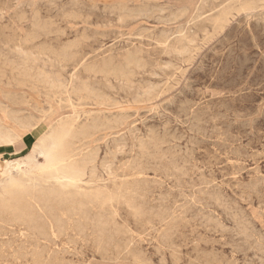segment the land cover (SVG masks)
<instances>
[{
  "label": "rangeland",
  "instance_id": "374dc122",
  "mask_svg": "<svg viewBox=\"0 0 264 264\" xmlns=\"http://www.w3.org/2000/svg\"><path fill=\"white\" fill-rule=\"evenodd\" d=\"M0 59V194L54 206L0 264H264V0H0Z\"/></svg>",
  "mask_w": 264,
  "mask_h": 264
},
{
  "label": "bare ground",
  "instance_id": "6f19581e",
  "mask_svg": "<svg viewBox=\"0 0 264 264\" xmlns=\"http://www.w3.org/2000/svg\"><path fill=\"white\" fill-rule=\"evenodd\" d=\"M159 10V9H158ZM157 10V11H158ZM137 12V11H136ZM149 13V12H148ZM140 14V13H139ZM132 15V14H131ZM173 17V16H172ZM159 18V17H158ZM36 28V27H35ZM43 32V31H42ZM161 34V33H160ZM177 36V35H176ZM85 37V36H84ZM140 44H142V43H140ZM161 44V43H160ZM159 46V45H158ZM162 46V45H161ZM176 47V46H175ZM66 48V47H65ZM131 48V47H130ZM72 49V48H71ZM55 50V49H54ZM109 50V49H108ZM65 51V50H64ZM72 51V50H71ZM95 52V51H94ZM142 52V51H141ZM148 52V51H147ZM163 52V51H162ZM87 54V53H86ZM144 55V54H143ZM130 57H132L131 56V53H130V55H129ZM135 57V56H134ZM5 58V57H4ZM1 60V59H0ZM63 60H64V58H63ZM96 60V59H95ZM94 60V61H95ZM137 60V58L135 59V61ZM132 61V60H131ZM96 62V61H95ZM134 62V61H133ZM139 62V61H138ZM138 62L136 63V64H138ZM153 62V61H152ZM87 63V62H86ZM130 64V63H129ZM108 65V64H107ZM106 65V66H107ZM13 66V65H12ZM111 66V65H110ZM127 66V65H126ZM130 67V66H129ZM92 68V67H91ZM126 68V67H125ZM116 69H117V67H116ZM106 70V69H105ZM142 70V69H141ZM103 71V70H102ZM128 71V70H127ZM130 71V70H129ZM24 72V71H23ZM29 72V71H28ZM96 72V71H95ZM113 72V71H112ZM115 73V72H114ZM113 73V74H114ZM121 73V72H120ZM25 74V73H24ZM124 74V73H123ZM90 75V74H89ZM158 75V74H157ZM103 76V75H102ZM114 76H116V75H114ZM128 76V75H127ZM94 77V76H93ZM110 77V76H109ZM35 78V77H34ZM45 81V80H44ZM47 81H48V79H47ZM46 81V83L48 84V82ZM53 81V80H52ZM43 84V83H42ZM44 85V84H43ZM55 85V84H54ZM62 85V84H61ZM96 86V85H95ZM140 86V85H139ZM156 86V85H155ZM162 86V85H161ZM53 87V86H52ZM54 87H56V86H54ZM59 87V86H58ZM64 87V86H63ZM63 87L61 86V88L63 89ZM65 89V88H64ZM128 90V89H127ZM76 91V90H75ZM151 91H152V89H151ZM71 92V91H70ZM81 92V91H80ZM90 92V91H89ZM155 92V91H154ZM54 93V92H53ZM95 93V92H94ZM80 94V93H79ZM150 94V93H149ZM76 95V94H75ZM87 95V94H86ZM92 95H94L95 96V94H92ZM152 95V94H151ZM101 96H103V95H101ZM106 96V95H105ZM6 97V96H5ZM78 97V96H77ZM98 97V96H97ZM107 97V96H106ZM110 97V96H109ZM137 97H139V96H137ZM148 97V96H147ZM17 98V97H16ZM22 98V97H21ZM20 98V99H21ZM141 98V97H140ZM144 98V97H143ZM142 98V99H143ZM68 99V98H67ZM13 100V99H12ZM110 100V99H109ZM134 100V99H133ZM15 101V100H14ZM115 101H117V100H115ZM64 102V101H63ZM101 102V101H100ZM112 102V101H111ZM138 102V101H137ZM118 103V102H117ZM16 112V111H15ZM19 113V112H18ZM12 114V113H11ZM10 114V115H11ZM16 114V113H15ZM17 115V114H16ZM19 115V114H18ZM17 117V116H16ZM94 117V116H93ZM26 118V117H25ZM27 118H30V117H27ZM110 118H112V117H110ZM17 119V118H16ZM107 119V118H106ZM123 119V118H122ZM14 120H15V118H14ZM18 120V119H17ZM17 120H16V122H17ZM36 119H35V117H34V121H35ZM38 120V119H37ZM66 120V119H65ZM72 120H74V119H72ZM98 120V119H97ZM12 121V120H11ZM32 121V120H31ZM96 121V120H95ZM118 121V120H117ZM23 122V121H22ZM24 122H25V120H24ZM29 122V121H28ZM83 122V121H82ZM119 122V121H118ZM18 123H20V122H18ZM17 123V124H18ZM31 123V122H30ZM73 123H74V121H73ZM93 123V122H92ZM101 123V122H100ZM109 123V122H108ZM22 124V123H21ZM58 124V123H57ZM71 124V123H70ZM89 124V123H88ZM69 125V124H68ZM82 125V124H81ZM97 125V124H96ZM34 126V125H33ZM86 126L87 125H85V127L82 125V127L83 128H81V129H83V130H86ZM95 126V125H94ZM63 127V126H62ZM70 127H71V125H70ZM91 127L92 126H90V129H91ZM96 127V126H95ZM95 127L93 128V129H95ZM102 127H103V125H102ZM61 128V127H60ZM66 128V127H65ZM89 128V127H88ZM88 128H87V130H88ZM55 129V128H54ZM54 129H52V130H54ZM80 129V130H81ZM77 130H79V129H77ZM86 130V131H87ZM92 130V129H91ZM151 130V129H150ZM62 131H63V129H62ZM65 131V130H64ZM70 131V130H69ZM73 131V130H72ZM71 131V132H72ZM89 131V130H88ZM67 132H68V130H67ZM71 132H69L70 133V135L71 134H73V132L71 133ZM82 132V131H81ZM81 132H77V134L79 133L80 134V136H82L81 135ZM155 132V131H154ZM69 133H68V137H69ZM83 133V132H82ZM87 133V132H86ZM91 132H89V134H90ZM150 133V132H149ZM8 135H9V132L7 133ZM59 134V133H58ZM74 135V134H73ZM75 135H76V133H75ZM86 135V134H85ZM160 135V134H159ZM164 135V134H163ZM165 135H166V133H165ZM47 136L49 137V135L47 134ZM51 136H52V134H51ZM67 136V135H66ZM78 136V135H77ZM87 136V135H86ZM89 136V135H88ZM88 136H87V138H88ZM76 137V136H75ZM17 138V137H16ZM50 138H52V137H50ZM67 138V137H66ZM160 138H162V137H160ZM13 139V138H12ZM71 138H69V140H70ZM76 139V138H75ZM78 139H79V136H78ZM77 139V140H78ZM83 139H84V136H83ZM3 140V139H2ZM14 140V139H13ZM16 140V139H15ZM48 140V139H47ZM72 140V139H71ZM100 140V139H99ZM10 141V140H9ZM50 141H51V139H50ZM73 141V140H72ZM75 141V140H74ZM79 141H80V139H79ZM13 142V141H12ZM53 142V141H52ZM55 142V141H54ZM68 142V141H67ZM77 142V141H76ZM5 143V142H4ZM10 143H11V141H10ZM9 143V144H10ZM14 143V142H13ZM43 143L44 142H42L41 143V147H42V145H43ZM128 143V142H127ZM147 143V142H146ZM143 144V143H142ZM58 145H61V148H63V149H65L66 148V144H65V142H64V140H61L60 141V144H58ZM72 145V144H71ZM44 146V145H43ZM68 146V145H67ZM84 146V145H83ZM37 148V147H36ZM39 148V147H38ZM86 148V147H85ZM39 149H41V148H39ZM109 149V148H108ZM34 151V150H33ZM36 151V150H35ZM77 152V151H76ZM72 153V152H71ZM34 154H35V152H34ZM65 154V153H64ZM63 154V155H64ZM29 157H30V155H28ZM35 156H36V154H35ZM34 156V157H35ZM50 159V158H49ZM27 160V159H26ZM34 160H35V158H34ZM62 160V159H61ZM87 160V159H86ZM85 160V161H86ZM93 160V159H92ZM20 161V160H19ZM19 161H18V163H19ZM30 161H32L31 160V158H30ZM83 161V160H82ZM81 161V162H82ZM84 161V162H85ZM78 162V161H77ZM84 162H82L81 164H83ZM74 163V162H73ZM88 163V162H87ZM29 164V163H28ZM85 164V163H84ZM7 165V164H6ZM13 165V164H12ZM87 165V164H86ZM68 166V165H67ZM63 167V166H62ZM6 168V167H5ZM69 168V167H68ZM84 168V167H83ZM13 169V168H12ZM17 169V168H16ZM53 169V168H52ZM19 170H20V167H19ZM81 170V169H80ZM21 171V170H20ZM65 171V170H64ZM73 171V170H72ZM86 171V170H85ZM14 172H15V170H14ZM114 172V171H113ZM39 173V172H38ZM15 174V173H14ZM67 174V173H66ZM120 176H122V175H120ZM19 177V176H18ZM125 177V176H124ZM127 178H129V177H127ZM48 180V179H47ZM65 185V184H64ZM122 185V184H121ZM6 186H7V184H6ZM53 186V185H52ZM82 186V185H81ZM54 187V186H53ZM61 187H63V186H61ZM29 188H30V185H29ZM39 188V187H38ZM38 188H36V189H38ZM80 188H82V187H80ZM49 189V188H48ZM47 189V190H48ZM3 190V189H2ZM31 190V189H30ZM30 190H28V189H26V188H24V187H21V186H18V187H15V188H12V189H10V190H8V189H6L4 192V194H0V219H12V220H17V221H23V222H28V223H33V224H37L38 223V221L43 217V218H45V217H47V214L46 213H53V209H54V206L52 205V203H51V201H44L43 199H41L39 196H37L36 195V193L33 191H30ZM32 190H34V187H33V189ZM42 190V189H41ZM52 190V189H51ZM56 191V190H55ZM42 192H44V191H41V193ZM54 192V191H53ZM57 192V191H56ZM110 192V191H109ZM46 193V192H45ZM55 193V192H54ZM53 193V194H54ZM60 193V192H59ZM39 194V193H38ZM43 194V193H42ZM49 194V193H48ZM56 194V193H55ZM117 195V194H116ZM53 196H56V195H53ZM61 196V195H60ZM66 197V196H65ZM69 197V196H68ZM74 197V196H73ZM60 202V201H59ZM64 202V201H63ZM68 202V201H67ZM112 203V202H111ZM118 206V205H117ZM116 208V207H115ZM185 209V208H184ZM121 215V214H120ZM105 217V216H104ZM52 218V217H51ZM88 218V217H87ZM107 218V217H106ZM46 220H48V219H46ZM4 221V220H3ZM7 221V220H6ZM122 221V220H121ZM56 222V221H55ZM97 222V221H96ZM182 222V221H181ZM17 223H19V222H17ZM50 223V222H49ZM10 224V223H9ZM31 225V224H30ZM182 225V224H181ZM213 225V224H212ZM222 225V224H221ZM47 226H48V224H47ZM169 226V225H168ZM167 226V227H168ZM13 227V226H12ZM30 228V227H29ZM42 228V227H41ZM57 229V228H56ZM55 229V230H56ZM59 229H60V227H59ZM184 229V228H183ZM36 230V229H35ZM52 231H53V229H52ZM51 231V232H52ZM68 231V230H67ZM18 233V232H17ZM80 233V232H79ZM27 235V234H26ZM244 235V234H243ZM53 236V235H52ZM249 236V235H248ZM3 237V236H2ZM7 237V236H6ZM14 237V236H13ZM22 240V239H21ZM30 240V239H29ZM55 240V239H54ZM10 241V240H9ZM6 242V241H5ZM14 242V241H13ZM19 244V243H18ZM6 245V244H5ZM12 245V244H11ZM94 245V244H93ZM2 246H3V244H2ZM24 248V247H23ZM36 248H37V246H36ZM8 250V249H7ZM27 250V249H26ZM44 250V249H43ZM5 251V250H4ZM99 251V250H98ZM27 253V252H26ZM32 253V252H31ZM11 254V253H10ZM13 254V253H12ZM26 255H28V254H26ZM20 256V255H19ZM44 256V255H43ZM17 257V256H16ZM109 257V256H108ZM4 259V258H3ZM41 259H42V257H41ZM24 260V259H23ZM34 260V259H33ZM49 263V262H48Z\"/></svg>",
  "mask_w": 264,
  "mask_h": 264
}]
</instances>
